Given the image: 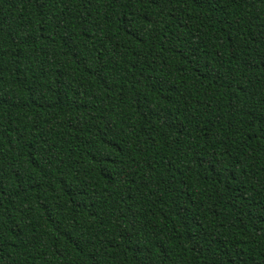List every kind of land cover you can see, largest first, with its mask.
<instances>
[{"label": "trees", "instance_id": "trees-1", "mask_svg": "<svg viewBox=\"0 0 264 264\" xmlns=\"http://www.w3.org/2000/svg\"><path fill=\"white\" fill-rule=\"evenodd\" d=\"M0 264H264V0H0Z\"/></svg>", "mask_w": 264, "mask_h": 264}]
</instances>
